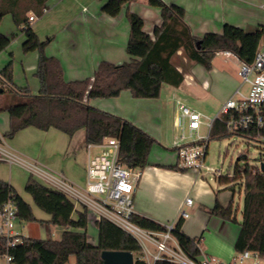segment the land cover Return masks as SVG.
Instances as JSON below:
<instances>
[{
    "label": "trees",
    "instance_id": "obj_1",
    "mask_svg": "<svg viewBox=\"0 0 264 264\" xmlns=\"http://www.w3.org/2000/svg\"><path fill=\"white\" fill-rule=\"evenodd\" d=\"M136 0H106L103 9L112 13L122 5ZM45 0H0V21L10 14L16 25L23 24L26 13L32 10L41 15ZM148 4L159 8L160 22L152 28L151 35L143 30V20L135 12H127L131 35L125 50L128 60L119 64L101 60L91 77L67 81L59 60L45 53L50 40H40L29 27L25 28V40L21 44L23 52L37 51L38 58L34 75L38 79L39 90L32 94L28 87H17L12 82L10 63L0 71V82L6 85L7 100L0 111L9 115V128L2 135L11 138L25 127L47 130L53 127L68 136L83 129L85 144L115 137L119 141V160L132 168H143L148 164L149 152L155 143L153 137L132 122L91 106L93 98L116 97L122 90H128L134 98H157L162 84L178 86L183 81V73L172 59L178 51L188 60L205 69L211 68V61L218 52H229L241 63L253 60L257 44L263 35L262 29L245 31L242 28L225 24L221 33L206 32L201 37L194 36L184 22V8L163 0H147ZM14 35L0 33V52L10 43ZM215 117L208 132V140L213 137L236 134L256 141L253 128L229 131L223 119ZM240 155L234 164L230 177L222 175L219 181L242 179L241 219L239 231L234 242V250L256 251L264 258V173L248 163ZM171 168H175L171 166ZM24 191L31 196L33 203L49 215L48 220H37L31 207L8 182L0 179V209L10 200L16 208L19 221H35L48 230L50 225L63 228L60 239L55 240L47 234L44 239L22 237L21 243L7 244L10 239L0 236V257L12 256L13 264H67L74 256L75 264H102L100 253L103 250L129 251L138 253L137 241L124 230L105 218L95 221L96 241L87 237L88 212L84 207L76 210L73 203L59 190L40 182L30 174L24 184ZM75 214V216L73 215ZM209 214L223 220L235 221L231 202L222 206L215 201ZM132 220L140 227L161 230L163 226L141 215L135 214ZM178 220L173 233L174 238L191 259L200 255L198 240L180 232ZM135 264H145L135 257ZM156 264H177L166 260Z\"/></svg>",
    "mask_w": 264,
    "mask_h": 264
},
{
    "label": "crops",
    "instance_id": "obj_2",
    "mask_svg": "<svg viewBox=\"0 0 264 264\" xmlns=\"http://www.w3.org/2000/svg\"><path fill=\"white\" fill-rule=\"evenodd\" d=\"M86 1L45 0L44 10L41 15L29 10L25 15L27 20L23 24H14V27L12 26L13 30H0V33L6 36L13 34L14 38L19 37L18 43H20V46L25 40V28L27 27L31 28L41 40L44 37L49 38L45 52L47 55L54 56L59 60L63 78L70 81L91 77L101 60L115 64L128 60V58L125 60L122 55V52L126 53L125 47L131 35L126 17L127 12H135L141 17L143 20L142 28L148 34L151 33L153 26L160 22L159 8L149 5L147 0H136L126 3L112 13L103 9L106 0H88L92 3V8L84 4ZM163 1L165 3H174L184 8L183 20L196 37H201L206 32L221 33L225 24L242 28L245 31L260 29L264 24V0ZM30 15L33 16L31 21L28 20ZM39 18L51 23L50 27L54 31L59 29L67 32L65 37L68 38L69 42L68 46H62L64 53H59L51 47V38L55 36V33L53 34L52 29L44 32L42 30L44 21H38ZM2 20H7L10 23L12 17L8 13L2 17ZM211 20L215 24L211 23V28H207V30H201V26L197 23L198 21L207 22ZM84 49L86 52L81 56L79 52L84 51ZM27 55L29 56L28 60L31 62H26L24 70L32 71L34 74L38 53L33 51ZM177 68L183 73V81L176 87L162 84L157 98H134L128 90H122L116 97L93 98L88 103L91 106L132 122L153 137L155 140L154 144H158L160 148H172L174 151L175 162H168L167 160H164V162L153 161L149 156L148 164L143 168H139L141 176L133 194V205L137 215L148 217L160 224L168 223L175 218L180 220V232L199 241L200 255L197 260L205 257L211 260L209 264H224L223 262L226 264H259L262 261L261 259L255 260L252 257L241 259V252L238 253L234 250V242L239 231V220L230 229L228 221L209 214V210L213 207L215 201H218L222 206H227L232 201L236 189L238 191L242 189V179L233 180L235 181L233 183L232 179L228 178V181H219V176L211 175L220 184L229 183L228 186L221 185L215 190L206 181L205 175L207 174H197L195 170L184 168L179 163L175 148L178 138L177 136L174 138L170 137V131L171 128H174L173 130L178 132L174 122L176 102L179 101L187 105V59L184 56L182 57V62L177 64ZM16 86L23 87L18 84ZM163 88H166L165 94L162 93ZM5 90L4 88L3 91ZM33 92L31 93L35 94ZM1 104L2 100L0 98V106ZM149 109H154V112L156 109L158 111L156 110L155 114L151 113ZM170 110L171 113L168 118L164 119L163 111L168 112ZM8 128L9 115L6 111H1L0 149L24 161L26 159L30 161L29 163L45 167L53 173H60L68 181L78 186L84 185L87 151L86 144L83 141V129L77 130L72 136H68L53 127L47 130H40L29 126L19 130L11 138L3 137L2 135ZM165 140L168 142L164 143ZM6 161L5 158L0 157V179L13 186L22 199L30 205L32 213L37 220H48L49 215L39 213L31 203V196L28 197L27 193H24V184L31 174L30 171L25 166L15 164L8 165L6 168V165L2 163ZM171 166L175 168H171ZM227 176L230 177L229 175ZM238 181L241 182L239 185L237 184ZM171 190L173 194L169 195L168 193ZM179 191L181 198H177V195H175V192ZM166 194L169 196L166 197ZM190 195L196 199V209L203 216L204 222L202 221L201 225L204 223V226L208 224L216 226L224 237L220 236L216 242L211 243L203 235L206 227L199 234L189 232L187 218L190 212L185 218L178 217V214L184 198L186 196L191 197ZM193 203L192 199V204L189 208H192ZM184 207L187 206L182 208L184 209ZM75 209L79 210L81 208L75 207ZM73 215L75 216L74 213ZM37 220L26 222L39 223ZM21 222L23 221H19L16 218L15 227L25 237L44 239L48 233H55L57 235L55 240H58L63 231V228L56 225H50L48 230H46L39 223L46 235L43 237L34 236L30 232L27 233L25 231V226ZM93 223L97 231L95 222ZM87 231L88 228H86ZM87 237L89 236L87 235ZM217 257L221 258V261L217 262ZM2 264H5V260L2 261Z\"/></svg>",
    "mask_w": 264,
    "mask_h": 264
},
{
    "label": "built area",
    "instance_id": "obj_3",
    "mask_svg": "<svg viewBox=\"0 0 264 264\" xmlns=\"http://www.w3.org/2000/svg\"><path fill=\"white\" fill-rule=\"evenodd\" d=\"M28 20H33L30 15ZM264 31V24L260 27ZM239 74L242 83H248V90L243 93L239 87L220 106L215 117L225 115L223 119L229 131L253 128L256 141L264 144V33L249 64L241 63ZM177 113L174 119L176 128L181 132L175 143L179 163L184 168L193 169L197 174L222 175L220 168L204 165L207 139L199 134L202 114L187 105L176 102ZM214 117V118H215ZM213 118V119H214ZM213 119L207 123L210 129ZM187 130V133L185 131ZM191 138V139H188ZM92 148L96 152H92ZM87 159L85 166V183L78 186L60 173H49L33 163L0 149V157L8 162H18L46 185L61 191L74 205L84 207L94 215V222L105 218L131 235L139 245L137 259L145 264H156L166 260L177 264H209L211 260L189 258L181 249L173 236L177 218L161 224V230L146 229L138 226L133 220L136 214L133 205V194L141 176L139 168L122 164L119 160V141L115 137H107L103 141L86 144ZM259 171V165H258ZM192 199L186 196L179 209L178 217L185 218L188 212L182 207H190ZM16 208L8 200L0 209V236L9 237L7 244L13 246L21 243L22 235L15 227ZM261 258L256 251L244 250L240 258ZM5 264H13L12 256L4 254ZM213 260V259H212ZM133 264L135 258L133 257Z\"/></svg>",
    "mask_w": 264,
    "mask_h": 264
},
{
    "label": "rangeland",
    "instance_id": "obj_4",
    "mask_svg": "<svg viewBox=\"0 0 264 264\" xmlns=\"http://www.w3.org/2000/svg\"><path fill=\"white\" fill-rule=\"evenodd\" d=\"M84 4H86L89 8H92L93 6L92 3L89 2L88 0ZM38 21H44L43 28H42L44 32H46V30L52 29L50 27L51 23H47L45 19L42 20V18H39ZM205 22H202V21L197 22L201 26L202 28L201 30H207V28H211V23L215 24V22H212V20L207 21L206 23ZM14 24L15 23L13 20H11L10 23L7 20L6 21L2 20L0 22V30H4V31L13 30L12 26ZM54 33H55V36L51 38V43H52L51 47L57 50V52L59 53L61 52L64 53L63 51L64 49L62 48V46L64 47L68 46V42H69L68 38L65 37V34L67 32L56 29L55 31L53 30V34ZM44 39H46V37H44ZM18 40H19V37L13 38L10 41V43L7 45V48H5L4 50L0 52V71L8 63H10L12 82L15 84V86L18 84L23 87H28L31 92L34 91L33 93H37L39 90L38 79L32 73V71L24 70V65L26 64V62H31L30 60H28L29 56L27 54L33 51H29L26 53L23 52L21 49L20 43H18ZM81 46L83 48L82 40H81ZM85 52L86 51L84 49V51L79 52V54L82 56L84 55ZM122 55L124 56L125 60L128 58L127 57L128 55L125 52H122ZM182 57L183 55L181 54V52H178L177 55H175L172 59L173 63L176 65L180 64L182 62ZM240 67H241V62L234 55L230 53H225L222 51L218 52L215 55V57L212 59L211 68L209 70L187 59V103L186 104L191 109H194L195 111H198L202 114V117H201L202 124L199 128V134L204 139H207L208 132H209L207 123H209V121L215 117V115L217 114L224 100L237 87H239L240 84H241L240 89L243 93H245L248 90V83H242V76L239 74ZM0 87L3 89L4 88L6 89V85L1 82H0ZM162 93L164 94L166 93V88H163ZM0 98L2 102L4 100H7L5 93L0 94ZM149 110L151 111V113H155V114L158 111L157 109H156L157 111L155 110V112H154V109H149ZM170 113H171V110L168 112L163 111V118L164 119L168 118ZM176 113H177V109H176V112L174 113V118L176 116ZM173 129L174 128H171L170 137L174 138L175 136H177L178 138L181 132L179 130L178 132L174 131ZM185 133H187V130L185 131ZM188 139H191V138H188ZM167 142L168 141L166 140L164 141V143H167ZM92 152H96V149L92 148ZM240 155L245 156L246 160H240L239 164L248 163L252 166L258 167L259 162L261 161L264 162V144L259 141H254V139L243 138L236 134H229L227 136H219V137L210 138L209 140H207L204 165H209L215 168H220L222 175L231 176L233 173L234 164L237 161V157ZM149 156L151 160L153 161H159V162H164V160H167L168 162L176 161L175 154L172 148H169V149L160 148L158 144L152 145ZM25 161H27L28 163L30 162L26 159ZM2 163L6 165V168L8 167V165H14V164L19 165V166H24L18 162H13L9 164V162L6 161ZM39 167L43 169L44 171L54 174L53 172L49 171L45 167H41V166ZM210 176H211L210 174L205 175L206 181L215 190H217V187L221 185L228 186L229 184V183L220 184L218 181H216L215 177H212V176L210 177ZM39 180L40 182L45 183L41 179ZM234 182L235 181H233V183ZM239 183L241 182L238 181L237 184L239 185ZM180 191L175 192V195H177V198H181ZM24 193L26 194V192ZM242 193H243V187L241 191H238L236 189L233 195L231 205H232V210L235 216V221L225 220V221H228L230 225V229L235 224H237L236 222H238V220L240 221L241 219L240 209L242 206ZM168 194L172 195L173 191L172 190L169 191ZM168 194H166V197L169 196ZM26 195L30 197L28 193ZM190 196L192 197V195ZM204 197L207 198L206 196ZM192 199L194 202L192 208L184 207V210H186L187 212H190V215L187 218L189 232L199 234L200 231L204 227H206L203 233V235L206 237V240L208 242L210 241L211 243L216 242V240L219 239L220 236H222V233L218 231V228L216 226H213L211 224L204 226V223H203V225H201L203 221V216L196 209V206H197L196 199H194L193 197ZM31 203L33 204V206L39 213L45 214V215L47 214L46 212L38 208L33 203L32 200H31ZM200 219H201V222H200ZM93 222H94V215L93 213L88 212L87 235L89 236L88 240L94 243L96 241L97 231L95 229ZM21 224L25 226V231L27 233L30 232L34 236H42V237L46 235V233L42 230V226H40L39 223L37 222L27 223L26 221H23L21 222ZM48 234L53 239H55L57 236L55 235V233H48ZM133 257L134 258L137 257V253H133ZM2 261H4V259L1 257L0 258L1 264H2ZM218 261H221V258H218L217 262ZM223 263L226 264L225 262ZM67 264H75L74 256L69 257ZM259 264H264V262L260 261Z\"/></svg>",
    "mask_w": 264,
    "mask_h": 264
},
{
    "label": "water",
    "instance_id": "obj_5",
    "mask_svg": "<svg viewBox=\"0 0 264 264\" xmlns=\"http://www.w3.org/2000/svg\"><path fill=\"white\" fill-rule=\"evenodd\" d=\"M3 88L0 87V93ZM259 168L264 173V162H259ZM102 264H133V254L129 251L103 250L100 253Z\"/></svg>",
    "mask_w": 264,
    "mask_h": 264
}]
</instances>
